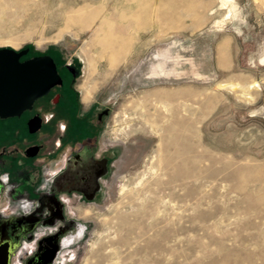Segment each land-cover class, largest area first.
<instances>
[{
  "label": "rangeland",
  "instance_id": "1",
  "mask_svg": "<svg viewBox=\"0 0 264 264\" xmlns=\"http://www.w3.org/2000/svg\"><path fill=\"white\" fill-rule=\"evenodd\" d=\"M136 1L0 0V48L77 66L70 123L98 121L75 144L67 115L28 128L65 97L0 118L12 136L20 128L17 155L42 148L29 157L34 177L25 169V179L6 181L14 169L0 165V244L9 243L11 264H264V0ZM100 20L97 39L115 49L93 42ZM174 108L180 159L161 139L164 124L176 136ZM36 195L44 219L32 217ZM52 202L73 222L57 239ZM24 241L38 246L30 252Z\"/></svg>",
  "mask_w": 264,
  "mask_h": 264
},
{
  "label": "water",
  "instance_id": "2",
  "mask_svg": "<svg viewBox=\"0 0 264 264\" xmlns=\"http://www.w3.org/2000/svg\"><path fill=\"white\" fill-rule=\"evenodd\" d=\"M28 48H0V118L20 116L31 110L34 102L46 95L51 87L61 83L53 58L48 54L20 60ZM42 118L36 114L28 121L30 132L41 127ZM36 153L30 147L27 154ZM8 242L0 244V264H7Z\"/></svg>",
  "mask_w": 264,
  "mask_h": 264
},
{
  "label": "flooded vegetation",
  "instance_id": "3",
  "mask_svg": "<svg viewBox=\"0 0 264 264\" xmlns=\"http://www.w3.org/2000/svg\"><path fill=\"white\" fill-rule=\"evenodd\" d=\"M29 57H32V56H27L25 58H21L20 60H24V59L29 58ZM53 60H54L55 65H56L57 73L60 76L61 83L54 85L53 87H51L49 89V91H48V93L46 95L40 97L41 98V104H42L41 107L42 108H45L48 105L47 103H49L50 101L51 102H58V100L61 97H65V102H64V104L62 106H59V107H57L56 105L53 106L52 109H51V111H48V112H50V116L46 120H45L44 116H40V114L37 113L42 118L41 126H42L43 122H47L50 119L55 118L58 115H66V114H68L69 116H71L72 115L71 113H73V111H74V108H73L74 105L72 104V101H71L72 99L69 98V97L72 95V94H70V92H73V91L76 92V90L74 88V84H75V80H76V78H77V76L79 74V70H78L77 66H75L72 63H66L65 62V63H62V64H58V62L54 58H53ZM90 125L92 126V128L89 129V127H87V129H85V130H82L83 127H81L80 129L76 128L75 130H74L73 127L72 128H69V130L67 132V137H68V140H69L68 142L75 143L76 144L79 141H81V138L83 139L85 137V135L91 134V133L95 132L96 131V128L98 127V121H96L94 123H90ZM59 145H60V143L57 144V146H59ZM28 146L35 147L36 148V153L34 155H32L33 157L34 156L36 157L37 154L39 153V151L42 149L41 148V145L31 144V145H28ZM28 156H30V155H28ZM15 157L16 156H14L13 158H15ZM81 158H82L81 155L80 154H77V157H76V159H74V162H76V163L83 162L84 159L81 160ZM2 163H3L2 160H0V165L1 166H2ZM6 174H8V173L6 172ZM8 178H9V176L6 177L5 180L8 181ZM8 201L12 204V202L9 199H8ZM50 207H51V210H54L56 212H59L60 211V217L61 218H59V219L56 220V227H55V230L58 231V233H55L54 234L55 238L57 239L59 237V235L64 234L66 232V230L70 228L69 227L70 225L73 226V222H71L70 224H68V221H69L68 216H65V217L63 216L62 211H61V207L59 206V204H57V202H52V204L50 205ZM33 210H35V213H33V215H32L33 218H35V214L37 212H39L38 213V216H40L41 219H44L46 217L45 216L46 213L48 212L46 208H43V207L42 208H39L38 202H37V205H35V206L32 207V210L31 211H33ZM24 215H22V216H24ZM56 215H58V213ZM38 220H40V219H38ZM39 225H42V222L39 221L38 223H36V225H35L36 228ZM22 229L24 231H30V230H32V229H30L29 226L22 227ZM50 230L52 231L53 229H50ZM35 231H36V229L33 230L32 232H35ZM46 232H47V230L45 229L44 233H42V234L44 235V234H46ZM37 240H35V241H37ZM35 241L33 242L32 245L36 249L38 245H37V242H35ZM50 242L53 243L51 240H50ZM32 245L30 243H27L26 241H24V246H28V248H30L31 252L33 250L32 249V247H33ZM46 246L49 248L48 244ZM53 246L56 249V248L59 247V244H56V242H55V244H53ZM19 251L23 252V248H21ZM54 252L55 251H53L52 255H50L51 251L49 252L48 259H46L47 261L48 260L52 261L54 259V257H56V255L54 254ZM36 258H38V257H36ZM23 263H24V261L21 260L20 261V264H23ZM7 264H11L10 263V245L9 244H8V248H7ZM30 264H41V262L36 259L34 262H31ZM43 264H45V263H43Z\"/></svg>",
  "mask_w": 264,
  "mask_h": 264
},
{
  "label": "crops",
  "instance_id": "4",
  "mask_svg": "<svg viewBox=\"0 0 264 264\" xmlns=\"http://www.w3.org/2000/svg\"><path fill=\"white\" fill-rule=\"evenodd\" d=\"M66 115L69 116L68 114H66ZM69 117H70V119H69V123H70L72 116H69ZM53 119L54 118L47 121L46 125H47V123H51ZM66 123H68V120L66 121ZM86 123H88V122H86ZM86 123L84 122L81 124L79 122L80 126L78 127V129H80L82 127V125L86 124ZM76 124H78L77 121L76 122L72 121L68 127L72 128V126H75ZM13 131H14V129H10L6 125L0 124V160H2V162H3L2 165H7L9 168L14 169V171H12V170H4V171L8 173L10 181H14V180H17L19 178L25 179V177L23 176V171H25V169L28 170L27 175H29L30 177H34V170H35L34 168L35 167H33L34 164H32L34 162V158H29L31 156H24V155L21 156L19 154L18 155L16 154V153H18V149H16V148L20 145V143L14 142V139L16 138L15 136H18V134L20 133V128H19V131H17L16 135L12 136ZM27 140H28V138H26V141ZM66 140L69 141L68 137H66ZM4 142L8 145L6 146V144H3ZM25 143H28V142H25ZM26 146H28V145H26ZM14 156H16V157L12 158ZM11 171L14 173H15V171H17V172L19 171V174H21V175H19V176H17V174L11 175V173H10ZM37 174H39V171L37 172ZM40 174H41V172H40ZM37 177H38V175H37ZM37 177H35V178H37ZM43 189L45 190L43 194H45L46 192L48 193V190L46 188H43ZM30 192L32 194H34V192L32 190ZM4 195H6V194H4ZM40 196L39 195L35 196V199H37V202H38V198ZM7 201H8V199H7ZM8 205L11 206L12 204L9 203V201H8ZM16 207L18 209V207H21V205L19 204Z\"/></svg>",
  "mask_w": 264,
  "mask_h": 264
},
{
  "label": "bare ground",
  "instance_id": "5",
  "mask_svg": "<svg viewBox=\"0 0 264 264\" xmlns=\"http://www.w3.org/2000/svg\"><path fill=\"white\" fill-rule=\"evenodd\" d=\"M136 1V0H135ZM140 1V0H139ZM152 1V0H151ZM137 2V1H136ZM148 2H149V0H148ZM147 2V3H148ZM172 2V1H171ZM125 3V2H124ZM139 3V2H138ZM169 3H170V1H169ZM129 4V3H128ZM164 4V3H163ZM168 4V3H167ZM150 5V4H149ZM121 6V5H120ZM123 6V5H122ZM141 6H143L142 5V3H141ZM166 6H170V5H166ZM173 6V5H172ZM174 7V6H173ZM111 8V7H110ZM118 8V7H117ZM127 8V10H128V12L129 13H132V9L134 8V6L133 7H126ZM149 8V7H148ZM82 9V8H81ZM112 9V8H111ZM79 10V9H78ZM92 11V10H91ZM137 11H139V10H137ZM140 12V11H139ZM167 12V11H166ZM174 12V11H173ZM81 13V12H80ZM79 13V14H80ZM91 13V12H90ZM89 13V14H90ZM123 13H127V12H123ZM148 13V12H147ZM175 13V12H174ZM168 14V13H167ZM122 15H124V14H121L119 17L121 18L122 17ZM147 15V14H146ZM79 16V15H78ZM100 16V15H99ZM91 17V16H90ZM105 17V16H104ZM88 19H89V16H83L81 19H79V21H80V23H81V25H85L86 23H88ZM133 19H135V17H133ZM105 20V19H104ZM104 20H100V22H99V24L95 27L96 29H95V31H94V34H95V37H94V39H93V42H96V43H99L100 42V44H102L103 46L105 45L106 47H107V49L108 48H111V47H113L112 46V42H111V44H109V42L107 41L108 40V37L106 38L105 37V39H107L106 40V42H105V44H103L104 42H103V40H105V39H103V40H101L100 38V40H98L97 38H98V33H100V32H102V29L104 28V26H105V22H104ZM126 20V19H125ZM136 20V19H135ZM134 21V20H133ZM68 22H70V21H68ZM135 22V21H134ZM79 23V24H80ZM72 24V23H71ZM111 24V23H110ZM87 26H89L88 24H86ZM105 27H107V26H105ZM105 29V28H104ZM107 32V31H106ZM113 36V35H112ZM109 38H111V37H109ZM122 39V38H121ZM121 39H119V40H121ZM124 40H121L120 41V44L123 46L124 45V48H126V46H125V43H126V40L128 39V38H123ZM113 40H114V38H113ZM117 40V39H116ZM115 40V41H116ZM118 40V41H119ZM92 41V40H91ZM118 41H116V44L118 43ZM106 43H108V44H106ZM114 44V46H116L115 45V42L113 43ZM110 45H111V47H110ZM120 47V46H119ZM119 47H117V48H119ZM114 48V47H113ZM104 49V48H103ZM112 49V48H111ZM115 49V48H114ZM97 50V49H96ZM105 50V49H104ZM118 50V49H117ZM113 50H111L110 52H112ZM97 53H99L98 52V50L96 51ZM104 52H102V54H103ZM99 54H101V53H99ZM92 70H94V69H92ZM89 93H88V91L87 90H84V92H83V96H82V99L83 100H86L87 98H88V95ZM166 96V95H165ZM167 96H169L170 97V94H168ZM168 99V98H167ZM171 99V98H170ZM169 105V103H167V102H163V108H164V111H167V112H170L169 110V108L167 107ZM138 109V108H137ZM175 109V108H174ZM175 121H174V119H173V117H172V121H174L173 123H175V125H176V136L174 137V138H171L170 137V133H171V128L169 127V126H166V124H164L165 126L163 127L162 126V129H163V131L165 132V135L161 138L162 139V144H163V147H164V151L166 152V153H170L169 151H170V149H171V147L173 148V153H174V155L175 156H178V158L180 159V157L179 156H182L181 154H182V152H183V144H182V141H181V138H182V131H181V127H182V122H183V118H182V115L180 116V112H179V110L176 108L175 110ZM173 111V112H174ZM122 114V113H121ZM137 116V115H136ZM117 117V116H116ZM169 117H171V116H169ZM131 118V117H130ZM169 119V118H168ZM167 119V120H168ZM133 120V119H132ZM147 120V119H146ZM171 120V119H170ZM123 126V125H122ZM139 126V125H138ZM122 133V132H121ZM175 133V132H174ZM172 153V154H173ZM170 155V154H169ZM173 156V155H172ZM183 157V156H182ZM177 158V157H176ZM175 158V159H176ZM174 161V160H173ZM167 162V161H166ZM167 163H169V162H167ZM178 165V164H177ZM165 166H168V165H165ZM182 166V165H181ZM179 167V166H178ZM180 176H181V174H182V171L180 170V169H178L177 168V171H176ZM132 227V226H131ZM133 230H134V228H129L128 230H127V232L128 233H130V232H133ZM141 248V247H140ZM118 250V249H117ZM117 252V251H116ZM124 259V258H123ZM123 259H121V260H123ZM117 260V259H116ZM116 261H114V263H115ZM120 262V261H119ZM126 263H129V262H126Z\"/></svg>",
  "mask_w": 264,
  "mask_h": 264
},
{
  "label": "built area",
  "instance_id": "6",
  "mask_svg": "<svg viewBox=\"0 0 264 264\" xmlns=\"http://www.w3.org/2000/svg\"><path fill=\"white\" fill-rule=\"evenodd\" d=\"M30 249V248H29ZM30 252H31V250H30ZM21 260H22V258H21Z\"/></svg>",
  "mask_w": 264,
  "mask_h": 264
}]
</instances>
